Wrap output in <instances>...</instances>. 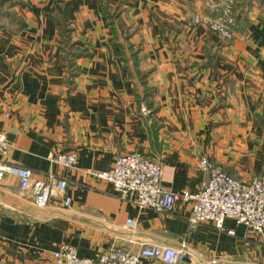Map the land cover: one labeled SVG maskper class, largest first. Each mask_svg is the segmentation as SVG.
Listing matches in <instances>:
<instances>
[{
  "label": "crops",
  "instance_id": "1",
  "mask_svg": "<svg viewBox=\"0 0 264 264\" xmlns=\"http://www.w3.org/2000/svg\"><path fill=\"white\" fill-rule=\"evenodd\" d=\"M205 11L203 0H0L4 159L66 180L39 207L3 176L0 264H54L62 243L80 256L159 243L183 245L174 264H264V234L229 217L189 225L191 199L139 208L92 173L138 150L175 193L201 185L200 155L264 179V0H234L230 38L189 23ZM69 151L74 164L54 160Z\"/></svg>",
  "mask_w": 264,
  "mask_h": 264
},
{
  "label": "built area",
  "instance_id": "2",
  "mask_svg": "<svg viewBox=\"0 0 264 264\" xmlns=\"http://www.w3.org/2000/svg\"><path fill=\"white\" fill-rule=\"evenodd\" d=\"M203 3L206 11L193 13L189 23L202 24L222 37L230 38L236 24L234 0H203ZM7 152L8 141L0 130V180L5 174L15 175L19 190L29 192L36 206L46 205L54 193L65 191L64 178L53 173L36 178L30 168L8 163L4 159ZM54 160L72 165L76 161V152H59ZM197 163L204 179L194 192L175 193L164 189L160 184L159 162L138 150L120 153L113 166L92 173L109 181L121 198L139 208L169 210L176 199H191L189 225L210 221L214 227L222 229L224 218L229 217L249 231L264 234V179L259 174H252L248 179L237 178L205 155H200ZM61 201L68 206L71 198L63 195ZM183 254V245L174 247L159 243H144L138 248L110 245L93 257L80 256L73 245L66 243L51 252L54 264H174Z\"/></svg>",
  "mask_w": 264,
  "mask_h": 264
},
{
  "label": "trees",
  "instance_id": "3",
  "mask_svg": "<svg viewBox=\"0 0 264 264\" xmlns=\"http://www.w3.org/2000/svg\"><path fill=\"white\" fill-rule=\"evenodd\" d=\"M67 40V39H66ZM75 54V53H74ZM73 72H75V70L73 71Z\"/></svg>",
  "mask_w": 264,
  "mask_h": 264
}]
</instances>
